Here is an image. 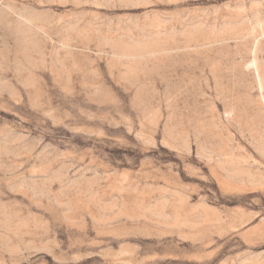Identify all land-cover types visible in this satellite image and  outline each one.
Here are the masks:
<instances>
[{"label": "rangeland", "instance_id": "374dc122", "mask_svg": "<svg viewBox=\"0 0 264 264\" xmlns=\"http://www.w3.org/2000/svg\"><path fill=\"white\" fill-rule=\"evenodd\" d=\"M0 264H264V0H0Z\"/></svg>", "mask_w": 264, "mask_h": 264}]
</instances>
